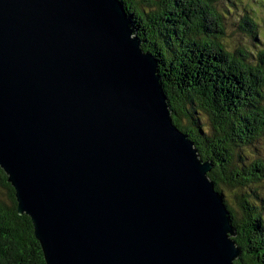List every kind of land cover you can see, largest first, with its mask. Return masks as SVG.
I'll return each instance as SVG.
<instances>
[{"label": "water", "instance_id": "obj_1", "mask_svg": "<svg viewBox=\"0 0 264 264\" xmlns=\"http://www.w3.org/2000/svg\"><path fill=\"white\" fill-rule=\"evenodd\" d=\"M119 0H0V168L45 264H234L230 212Z\"/></svg>", "mask_w": 264, "mask_h": 264}, {"label": "trees", "instance_id": "obj_2", "mask_svg": "<svg viewBox=\"0 0 264 264\" xmlns=\"http://www.w3.org/2000/svg\"><path fill=\"white\" fill-rule=\"evenodd\" d=\"M119 1L157 60L173 124L213 165L234 264H264V0ZM7 179L0 168V264H45Z\"/></svg>", "mask_w": 264, "mask_h": 264}, {"label": "rangeland", "instance_id": "obj_3", "mask_svg": "<svg viewBox=\"0 0 264 264\" xmlns=\"http://www.w3.org/2000/svg\"><path fill=\"white\" fill-rule=\"evenodd\" d=\"M224 192H225V196H226V198H227V200H228V198L230 197V193L229 192H227V190H223ZM229 196V197H228Z\"/></svg>", "mask_w": 264, "mask_h": 264}]
</instances>
